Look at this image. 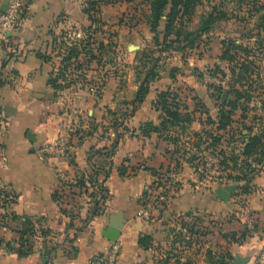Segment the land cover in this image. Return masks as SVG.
Returning <instances> with one entry per match:
<instances>
[{"label": "crops", "instance_id": "crops-1", "mask_svg": "<svg viewBox=\"0 0 264 264\" xmlns=\"http://www.w3.org/2000/svg\"><path fill=\"white\" fill-rule=\"evenodd\" d=\"M9 2L0 0V11L5 10ZM84 2L25 0L20 24L11 31L8 41L0 42V189L17 195L15 203L0 209V239L3 241L0 264H45L47 255L42 239L51 249L49 264H93V260L109 248L111 241L102 233L115 215H121L123 223L118 238L122 249L116 264H210L208 250L229 264L237 256L242 257L244 264H253L264 245V166L253 178L251 191L239 193L240 184L226 178L231 168L223 177L205 182L199 172L204 171L203 165L197 171V166L188 159L196 152L195 132L200 133L204 128L217 132L216 124H209L207 117L217 121L218 105L227 99V94L217 100L214 113L208 94L213 93V88H205L193 73L185 76L182 69L164 65L144 101L133 105L131 102L145 75L146 69L139 65L145 53L133 54L134 78L129 79L117 66L118 75L108 76L107 65H95L81 53L77 59L83 62L82 67L68 70L76 82L58 92L51 86V75L61 64L63 55L58 53L57 45L63 38L71 42L77 34L72 31L77 26L86 28L91 24L83 12ZM201 7L204 6H198L193 17L194 26L200 21ZM160 54L164 58L167 53L158 56ZM182 58L187 59L183 54ZM173 68L177 69L174 74ZM185 81L186 87L182 89ZM220 81L224 85V80ZM187 87L192 97L186 94ZM97 89L100 97L94 95ZM167 89L178 94V100L183 107L187 106V111L194 112L200 103L208 109L209 115L196 110L194 121L186 128L176 125L163 132L142 135L140 127L144 122H161L153 101L157 93ZM129 90L131 98L127 94ZM261 98L264 99V94L251 103L258 107L256 111L249 112L245 119L237 111L232 125L219 133L225 135L231 128L247 124L255 113L264 116ZM132 109V116L124 118V112L130 113ZM108 110L116 113L113 119L124 120L131 131L124 125L114 132L103 131L102 124L98 123L106 122ZM73 121L78 124L73 125ZM68 126H77L70 135L68 154L43 153L41 146L59 132L64 133ZM29 131L35 139L28 136ZM123 166L126 171L121 175ZM82 175L86 180L89 176L96 178L95 189L99 183L107 189L100 213L94 214V199H101L98 190L93 199L85 192V187L76 184ZM159 176L169 179L163 181ZM160 181L164 182L165 191L158 201H163V207H155L151 218L145 219L139 213L144 203L151 202L146 206L151 207L158 198L156 193L162 190ZM230 184L238 185V189L225 202L215 189ZM90 185L87 182V186ZM12 213L41 219L38 234L42 229L49 231L46 236H38L36 249L29 255L21 256L17 252L23 225L11 220ZM192 215L201 217L206 233L203 234V227L199 234L187 231L185 222L193 225ZM245 232L246 237L240 239ZM145 234L150 236L148 248L139 242Z\"/></svg>", "mask_w": 264, "mask_h": 264}, {"label": "trees", "instance_id": "trees-1", "mask_svg": "<svg viewBox=\"0 0 264 264\" xmlns=\"http://www.w3.org/2000/svg\"><path fill=\"white\" fill-rule=\"evenodd\" d=\"M115 1L116 0H85L83 12L88 16L91 23L88 27L84 28L85 38L82 37V39H77L74 37L69 43L65 42L63 38L57 45L59 48L58 53H63L62 60L59 67L53 71L50 78V84L57 92L71 87L73 83L76 82L73 77H70L71 73H69L68 70H77V68L82 67L83 62L77 59L81 53L88 56L91 61L97 60L102 66L107 63L106 60L109 57L108 63L110 67L108 69V76L110 74L114 76L118 75V69L121 64L117 61L119 59L118 53H103V43L99 44L100 53H85L89 49L84 47L85 40L88 42L93 39L94 35L98 32H103L105 22L102 19V6ZM146 2L149 5L150 11L146 14L147 23L154 35L155 45L160 47L164 45V48L161 49L162 52L169 49L179 51L185 48H198V46H201L202 37L208 35L219 21L229 20L231 17L239 19L238 11H243V8H245L243 11L244 14L247 13L251 17L259 15L257 29H259L260 32L258 33V40L262 41L259 44L261 49L259 48L256 50L253 47H249L251 54L249 52V55L246 56L241 53L236 54L233 53L235 52L233 50L238 52L240 47L236 44L235 40L231 38L222 40L223 52L220 59L228 63L227 68L230 70V73H227L220 65L216 64V69L214 72L212 71V74H209V76L211 75L220 80H224L225 76L230 77L232 82L228 84L226 89L224 85L220 83H214L209 86L213 88V95L218 97V99H221L223 92L226 91L227 99L218 105L217 121L212 120L210 116L207 117L209 124H216L215 129L217 132L213 129L205 128L200 133L195 132L194 134L197 137V142H194L193 147L196 152L188 157L189 162L194 164L193 166H197V171L200 165L203 164L202 162L207 154L217 157L219 159V166L217 169L219 175L216 177H223L227 169L231 168L232 172H237V174L233 175L232 172L227 173L226 178L240 184L241 191H239V193H249L252 188L251 182L253 178L263 170L264 166V116L255 113L247 124L238 125L236 129L231 128L228 134L222 135L219 131L227 130L229 126L232 125L235 121L237 111L241 112L240 115L244 119L247 118L245 115L247 116L249 112L256 111L258 107L251 106V103L258 98L260 99L264 94V88L253 86L252 82H254L253 77L256 74L255 68H257V65L255 66V60L250 59L256 52L264 53V36L262 35V32H264V0H232L231 2L238 5L234 10L229 9L226 5V2H229L228 0H147ZM205 2L210 5V9L201 13L199 23L194 26L193 17L196 14L197 7L204 5ZM240 20L242 21L245 19L241 18ZM162 22L165 24L162 25ZM177 42L179 46L175 45ZM154 54L155 53H145L140 59L143 68L146 70L144 71L145 75L141 80L135 98L131 102L133 105L144 101L150 92L151 83L160 76V72L164 69V66L160 63L162 59L161 55L155 56ZM182 54L185 57L187 53ZM242 56L244 58H242ZM116 57H118V59H116ZM115 66L118 67L117 70ZM176 70V68H173L172 74H174ZM250 80L251 83L248 84L247 82ZM94 94L100 97V90L97 89ZM261 102V108H264V99L261 98ZM153 106L155 110L160 112L161 122L159 124H155L153 121L144 122L140 127V132L144 136H147L151 132H163L176 125H181L182 128H186L194 121V112L196 110L200 111L202 114L205 113L209 115L208 109L204 105H200V103L197 104L194 112L187 111V106L183 107L181 101L178 100V94L170 89L157 93L153 101ZM108 112L112 116L116 114L112 110ZM133 113L134 109H132L130 113L127 111L124 112V118H126V116H132ZM120 125H124L126 130L131 131V129L125 125L124 120L120 121L114 117L112 127L116 129ZM244 130H247V133H244ZM174 141H177V139L174 138ZM125 171L126 166L120 168L121 175H124ZM206 171L207 170L199 172L200 174L204 173V175H206ZM108 175L109 172L107 171L106 177H108ZM87 182H90L91 185L87 186ZM97 183L98 181H96L95 177L89 176L88 180H86L84 175L78 177L76 183L77 186L81 188L85 187V192L93 197V199L96 195V190H98L96 192L101 195V199H94V214L103 211L107 198L106 187L104 184L99 183V186L95 189L94 185ZM219 183H222V181H219ZM16 200V194L0 189V209L8 204L15 203ZM163 204L162 201L161 205ZM10 218L12 221L21 222L23 225L21 241L17 249L18 254L26 256L33 253L39 241L38 236H46L49 231L42 229L41 233L38 234L37 225L41 222V219H34L29 215H17L14 213L10 215ZM191 220L193 221V225L185 222L188 232L191 234H199L203 227L202 232L203 234L206 233V227H204L200 216L196 217V215H192ZM245 237L246 232L242 233L240 239H244ZM149 241L150 236L147 234L139 239L140 244L145 248H148ZM2 243L3 241L0 239V245ZM41 244L47 255L45 264H49L51 249L46 247L44 239H42ZM206 254L210 264H229L224 258H216L212 250H208Z\"/></svg>", "mask_w": 264, "mask_h": 264}, {"label": "rangeland", "instance_id": "rangeland-1", "mask_svg": "<svg viewBox=\"0 0 264 264\" xmlns=\"http://www.w3.org/2000/svg\"><path fill=\"white\" fill-rule=\"evenodd\" d=\"M146 1L147 0H116L113 3L102 6V19L105 22V25L103 27V32H98L96 35H94L93 39L90 40L89 38L90 41L88 42L87 40L84 41L85 42L84 47L86 49H89L85 53H100L99 44L103 43L104 45L103 53H114V54L118 53V56L121 57L120 68L122 69L121 71H123L124 74H127L128 79L130 77L134 78V72L132 69V66L135 65L133 63L134 53H156L155 54L156 56H158L159 53H167L164 58L162 54H160L161 58H163L161 59L160 63L163 66L165 65V67H177L178 70L182 69L186 74L185 76H190V74L193 73V75L197 78V80L203 83L205 88L211 89L209 86L211 84L216 83L215 81H217L218 79V78H214L211 75L209 76V74H212L211 72L212 71L214 72V70L216 69L217 67L216 64L220 65L222 69H224L227 73H230V70H228L227 68L228 63L219 60L220 59L219 55L220 53L223 52V43L221 39L223 38L226 40L230 38L234 39L236 44L239 45L240 47V50H238V52L236 50H233L235 51L233 53L236 54L241 53L242 55L246 56L249 55L251 51L249 47H253L256 50L260 48L259 44L262 41L258 40L259 39L258 33L260 32L256 26L257 23H259V15H254L251 17L247 13L244 14L243 11L245 10V8H243V11L241 12L238 11V15L240 17L239 21L241 23H239L235 17H232L229 20L220 21L210 34L204 35L202 37V42L200 43L201 46H198V48L197 47L193 49L185 48L184 50L181 49L179 51L169 49L165 52H162L161 49L164 48L163 47L164 45L161 47L155 45L154 35L152 32H150V27L147 23L146 14L148 13L149 5ZM228 1L229 2H226V5L227 6L229 5L230 9L234 10V2H231L232 0L231 1L228 0ZM203 6L204 7H201L200 10L198 11V15H200L203 11L210 9V5L207 2H205ZM241 18L245 20L241 21L240 20ZM197 20H198V16L194 18L195 22ZM84 30H85L84 28L77 26L76 29L75 28L73 29L72 33L75 32H77V34L80 33V36H77L76 34L74 35V37H76L77 39H82V36L85 34ZM131 44L137 45L139 46V48L130 50L129 45ZM175 45L179 46V43L177 42ZM174 53H178V54H174ZM180 53H187L185 55L187 59L182 58V54ZM254 55H252L250 59L256 61L255 66L257 65L256 66L257 68H255L256 74L253 77L254 82L252 83L254 87L264 88V53L256 52L254 53ZM242 58L244 57L242 56ZM108 59L106 60L107 63L105 65H107V67H110L108 63ZM93 62L96 63L95 65H101V63H99L97 60H93ZM139 65L143 69L141 62L139 63ZM142 73L143 72H141V74ZM230 79H231L230 77L225 76L224 79L225 89L228 87V84L232 82V79L231 80ZM185 83L186 81L182 83L181 86L182 89L186 87L184 85ZM247 83L248 84L251 83V80L248 81ZM185 92L191 97L193 96L192 91H189L188 87ZM127 94L130 98L132 97L131 90H129ZM208 94L210 97L209 100L210 106L215 113L219 99H216L215 95H213L212 92H208ZM223 94H227V92L225 91V93L223 92ZM94 95L97 96V94ZM99 115L101 114L99 113ZM105 120H106L105 123L103 121L102 122L100 121L101 123L100 122L98 123V124H102V130L107 132H114L115 129L112 127L113 117L110 113H108V116L106 117ZM72 124L77 125L78 122L73 121ZM69 128L72 129L71 133L73 134L75 131L74 129H77V126L76 128H74V126H68L65 129H69ZM202 163H204V161ZM202 165H203V169L207 170L206 175H204V173L201 174L204 175L203 177L205 182H207V180L209 181L211 179H214L216 178V176L219 175V172H217L218 167L215 168V165L209 166V169L205 168L204 166L205 163ZM198 175L200 176V174ZM158 179L161 180L163 179V181H167L169 178L159 176ZM159 183H160L159 187L162 186V190H158V192L156 193V196L158 198L154 202H152L153 203L151 206L152 213L155 210V207L156 208L163 207V205H161L162 201L160 200L159 202L158 200L160 195L163 194L165 191L163 187L164 182L160 181ZM150 203L146 202L143 204V206L146 208V206H149Z\"/></svg>", "mask_w": 264, "mask_h": 264}, {"label": "built area", "instance_id": "built-area-1", "mask_svg": "<svg viewBox=\"0 0 264 264\" xmlns=\"http://www.w3.org/2000/svg\"><path fill=\"white\" fill-rule=\"evenodd\" d=\"M24 8L25 0H10L8 7L0 11V42L8 41L11 31L17 28L21 22ZM215 82L221 83L219 79ZM71 131V128L65 129L64 133H59L54 139L45 142L41 146V151L45 154L66 156L70 150ZM203 161L206 169H209L211 165H215V168L219 166V159L212 155L205 156ZM62 177H65V173H62ZM151 210V207H144L139 215L143 216L145 219H150L152 216ZM121 249V244L118 241L111 242L107 252L96 257L93 260V264H116ZM253 264H264V245Z\"/></svg>", "mask_w": 264, "mask_h": 264}, {"label": "water", "instance_id": "water-1", "mask_svg": "<svg viewBox=\"0 0 264 264\" xmlns=\"http://www.w3.org/2000/svg\"><path fill=\"white\" fill-rule=\"evenodd\" d=\"M139 46L131 44L129 45V49H138ZM226 97V94L223 95V98ZM28 136L30 138L35 139L34 136H32V133L29 131ZM238 189V185L235 184H230L226 186L219 185L215 189V193L225 202H227L232 193ZM123 226L122 223V217L121 215H115L112 217L111 224L104 230L102 233L104 237H106L109 241L111 242H116L118 241V238L121 233V228ZM231 264H244V260L242 259L241 256H237L234 261Z\"/></svg>", "mask_w": 264, "mask_h": 264}]
</instances>
